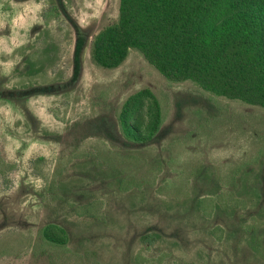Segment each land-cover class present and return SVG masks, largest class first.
Wrapping results in <instances>:
<instances>
[{
    "label": "rangeland",
    "instance_id": "1",
    "mask_svg": "<svg viewBox=\"0 0 264 264\" xmlns=\"http://www.w3.org/2000/svg\"><path fill=\"white\" fill-rule=\"evenodd\" d=\"M119 7L0 0V264H264V110L170 82L137 49L97 66ZM147 88L165 123L131 143L117 115ZM51 224L66 246L43 241Z\"/></svg>",
    "mask_w": 264,
    "mask_h": 264
},
{
    "label": "trees",
    "instance_id": "2",
    "mask_svg": "<svg viewBox=\"0 0 264 264\" xmlns=\"http://www.w3.org/2000/svg\"><path fill=\"white\" fill-rule=\"evenodd\" d=\"M131 49L170 82H190L215 97L264 110V0H120L118 20L94 37L91 56L100 68L115 70ZM117 116L127 141L149 144L166 112L147 88L129 96ZM41 234L52 246L68 243L60 226L47 225Z\"/></svg>",
    "mask_w": 264,
    "mask_h": 264
}]
</instances>
